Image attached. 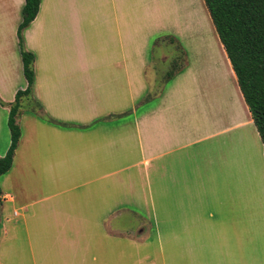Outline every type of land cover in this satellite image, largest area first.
Listing matches in <instances>:
<instances>
[{
	"label": "crops",
	"instance_id": "crops-1",
	"mask_svg": "<svg viewBox=\"0 0 264 264\" xmlns=\"http://www.w3.org/2000/svg\"><path fill=\"white\" fill-rule=\"evenodd\" d=\"M24 3L0 0L5 104L27 86L17 38ZM203 4L41 0L22 33L41 109L22 110L12 167L0 177V264H15L16 251L23 264H242L235 256L246 247L250 264H264V230L251 226L264 148L218 36L207 55L219 91L189 64L165 80L157 63H169L166 49L156 63L144 58L157 39L183 58L179 43L197 39L184 33L188 13L202 18ZM141 92L151 97L140 106ZM7 118L0 105V157Z\"/></svg>",
	"mask_w": 264,
	"mask_h": 264
},
{
	"label": "trees",
	"instance_id": "trees-1",
	"mask_svg": "<svg viewBox=\"0 0 264 264\" xmlns=\"http://www.w3.org/2000/svg\"><path fill=\"white\" fill-rule=\"evenodd\" d=\"M41 0H25L22 20L17 29L23 76L27 86L17 91L14 101L0 105L8 108L7 126L10 145L0 157V177L12 167L15 150L21 137L17 123L25 108L40 110L32 100L35 56L24 47L22 33L35 19ZM215 32L228 58L237 85L249 110L264 148V0H203ZM174 71V70H173ZM168 72L170 80L175 72ZM3 195L0 188V211Z\"/></svg>",
	"mask_w": 264,
	"mask_h": 264
},
{
	"label": "rangeland",
	"instance_id": "rangeland-1",
	"mask_svg": "<svg viewBox=\"0 0 264 264\" xmlns=\"http://www.w3.org/2000/svg\"><path fill=\"white\" fill-rule=\"evenodd\" d=\"M202 11V18L200 17V14L197 12L196 15H194L193 13H188L189 18V24L186 27V31L184 32L185 34H192L194 33V38L196 39L195 42H192L190 39L186 38L183 39V42L179 43L180 49L181 51L184 53V57L180 59H178L179 57V50L175 51L176 48H173V46H171V44H166L165 48H159L158 46L161 45L162 43L160 42V40L158 41V39L156 41H153L151 43L148 44L147 48L145 49V55L144 58L146 60H153L154 63L158 62V58L161 55V52L166 49L167 52L170 54V58H169V63H161L158 62L157 63V70L158 72H175L174 76L176 75L178 69H182L185 68L188 64L191 66L192 70L198 75L199 80L203 81L204 83L207 82L209 85L213 86L214 89H216L217 91H219L220 87L221 89H223L224 87V81L220 75L219 72L216 71V66L215 64L211 61V59H209L210 57H208V53L209 50L211 48V45L214 42H210V39L213 38L214 39V35H217L212 22L208 16V13L205 9V6L203 4V6H201ZM189 12V11H188ZM198 37H201L200 39ZM169 39L174 41L173 37H170ZM176 44V42H175ZM178 45V44H177ZM148 76L149 78H154L156 76L154 70H150L148 72ZM207 80V81H206ZM151 95L149 94H145V93H140V99H139V104L141 106L142 103V99L146 98V99H150ZM130 110V107H129ZM129 115L131 114L130 111H128ZM127 113V114H128ZM125 115H123L122 117H124ZM255 178L254 181H257L258 186V191L260 194V201L259 204L261 205V207L258 209V213H257V219L258 220V224H256L255 222H251V226L252 225H261V227L259 228V230H264V183H261V180L259 179L258 175L253 176ZM263 179V178H261ZM263 214V215H262ZM256 227L258 228V226H252V231L253 233L256 230ZM263 242H264V237H263ZM2 249V246H1ZM245 252H244V256H235V260L236 261H242L240 263L242 264H250L251 262V258L253 255L250 254V250L248 249V247L244 248ZM22 254L23 258L25 257L24 251L21 250L20 251ZM263 252L258 254V257L263 260L264 259V254H262ZM243 255V254H242ZM12 262H14L15 264H23L25 263L22 258L19 256L18 251H16V253L12 256Z\"/></svg>",
	"mask_w": 264,
	"mask_h": 264
}]
</instances>
